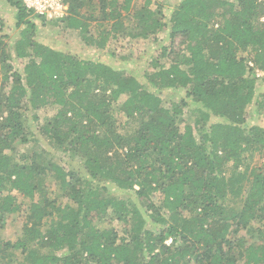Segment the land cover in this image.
<instances>
[{
	"label": "trees",
	"instance_id": "obj_1",
	"mask_svg": "<svg viewBox=\"0 0 264 264\" xmlns=\"http://www.w3.org/2000/svg\"><path fill=\"white\" fill-rule=\"evenodd\" d=\"M5 1L23 27L16 55L30 60L23 72L14 68L0 19V77L3 87L11 83L0 97V231L22 210L16 193L30 205L22 237L0 238L1 263L12 264L21 251L29 264H264V242L247 245L238 236L264 220V169L247 163L264 152V128L245 117L255 100L256 69L264 71V0H183L170 25L150 8L152 0L141 6L138 0H61L68 24L86 35V1L99 6L95 20L113 21L101 30L100 48L118 33L148 38L170 29L184 47L172 50L169 67L148 75L155 91L102 61L41 43L36 18L45 17L23 0ZM249 47L251 59L239 55ZM172 51L163 48L164 56ZM179 88L185 96L165 106L159 92ZM191 103L199 116L182 128ZM26 105L55 109L42 133L60 151L79 155L85 171L46 165L35 151L16 156L17 144L30 140ZM214 116L223 121L211 123ZM50 179L61 186L65 204L54 197ZM107 182L134 198L109 195ZM108 216L123 224L127 237L98 226ZM39 246L50 252L40 254Z\"/></svg>",
	"mask_w": 264,
	"mask_h": 264
},
{
	"label": "rangeland",
	"instance_id": "obj_2",
	"mask_svg": "<svg viewBox=\"0 0 264 264\" xmlns=\"http://www.w3.org/2000/svg\"><path fill=\"white\" fill-rule=\"evenodd\" d=\"M183 0H152L150 5L151 9L160 11L161 15L165 17L170 25V20L175 8ZM145 0H138V5L141 6ZM16 8L8 4L5 0H0V19L3 21L2 34L7 37V43L9 46V52L12 55V64L16 70L23 72L26 64L30 58H19L16 55V47L18 41L22 38L23 27L17 26ZM82 19L89 24L88 34H84L80 29L71 27L67 22V16L64 18H49L44 16L43 18H36L38 33L37 39L41 43L47 44L61 52L73 54L82 59H91L96 61H102L109 64L113 68L123 72L125 76H136L149 90L155 91L152 85L148 82V75H151L158 70L159 66L169 67L174 57V50L183 48L180 44V39L172 40L170 36V29L161 31L156 36L144 38H132L126 33H118L116 37H112L104 48H100L96 41L99 40V35L103 28L109 29L113 21L100 22L101 19H97L101 12L99 6L95 3H89L86 1L85 6L81 10ZM93 14L94 19H89L88 16ZM42 16V15H41ZM125 23L128 28L134 25L132 20L128 19L126 12H123ZM96 17V18H95ZM88 18V19H87ZM169 47L171 54L164 56L163 48ZM254 51L252 47L239 53L241 56H245L248 59L253 57ZM157 64V65H156ZM260 73V75H258ZM256 74L259 77L256 84V95L254 102L246 108V122L250 125H258L264 128V71L256 69ZM2 77H0V97H3L8 91L11 85L3 87ZM185 90L179 89H166L159 92L163 99V104L170 107L172 104L179 103L185 96ZM125 99V96L121 97L120 101L115 105L116 109ZM198 105L191 103L185 108L184 114L180 120L182 122V128L186 124L194 125L196 118L199 116L196 112ZM26 118V124L30 140L25 144H17L15 148L16 156H20L22 153H33L34 151L39 153L38 161L44 164H49L50 161L64 166L67 169L77 168L81 171H85L82 167L80 156L74 153H65L57 149L54 144L42 133V127L46 124L55 113V109L52 106H46L40 110H34L27 108L24 110ZM115 116L118 119V124L125 125L126 118L119 110L115 111ZM223 121L221 117H212L211 123ZM200 130L196 129V135L199 137ZM250 168L261 167L264 169V152H255L247 160ZM247 165H244L241 169L244 170ZM47 184L50 190L53 192L54 197L59 198V203L65 204L67 198L64 196V192L61 186L55 180H48ZM109 190V195H120L122 198L128 199L134 198V195L126 193L121 190L117 185L107 182L105 184ZM16 193V191H15ZM19 203L22 204V210L8 218L3 229L0 231V238L4 240L16 241L23 234V225L27 219V212L30 205V200L26 199L22 194L16 193ZM154 201L157 205H160L162 194L157 192L153 195ZM138 201V200H137ZM239 206L241 203L238 204ZM151 213V212H149ZM166 213V212H165ZM50 221V220H49ZM101 228H116L120 231L122 236L125 235L123 230V224L115 219H111L110 216L106 217L102 223L98 225ZM149 226L152 229L157 230L158 226L155 223L149 222ZM47 227V226H45ZM98 227V228H99ZM126 236V235H125ZM246 240L247 245L258 244L264 242V220L254 222L251 229L242 230L239 235ZM127 237V236H126ZM170 242V241H169ZM36 249L42 253H48L50 250L46 247H36ZM2 261L0 260V264ZM27 259V253L21 251L16 252L12 264H29Z\"/></svg>",
	"mask_w": 264,
	"mask_h": 264
},
{
	"label": "built area",
	"instance_id": "obj_3",
	"mask_svg": "<svg viewBox=\"0 0 264 264\" xmlns=\"http://www.w3.org/2000/svg\"><path fill=\"white\" fill-rule=\"evenodd\" d=\"M23 2L28 9L33 10L36 14L49 18H64L69 14L68 5L61 0H23Z\"/></svg>",
	"mask_w": 264,
	"mask_h": 264
}]
</instances>
